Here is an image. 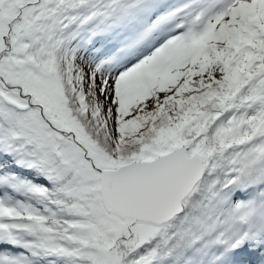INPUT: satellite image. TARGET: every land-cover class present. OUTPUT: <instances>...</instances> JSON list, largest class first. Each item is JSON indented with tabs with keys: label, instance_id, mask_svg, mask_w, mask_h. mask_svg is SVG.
<instances>
[{
	"label": "snow or ice",
	"instance_id": "1",
	"mask_svg": "<svg viewBox=\"0 0 264 264\" xmlns=\"http://www.w3.org/2000/svg\"><path fill=\"white\" fill-rule=\"evenodd\" d=\"M0 264H264V0H0Z\"/></svg>",
	"mask_w": 264,
	"mask_h": 264
}]
</instances>
